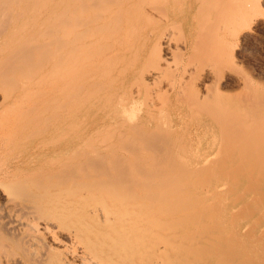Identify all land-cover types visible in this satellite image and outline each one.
<instances>
[{
  "label": "bare ground",
  "instance_id": "bare-ground-1",
  "mask_svg": "<svg viewBox=\"0 0 264 264\" xmlns=\"http://www.w3.org/2000/svg\"><path fill=\"white\" fill-rule=\"evenodd\" d=\"M6 1L0 0V5ZM263 4L264 0H55L54 44L39 55L51 54L56 63L66 64L69 90L63 99L67 111L57 110L48 121L54 132L74 129V134L0 138V264H264L261 194L253 196L251 191L248 199L254 202L244 201L235 209L218 204L212 198L218 192L219 200L223 198L219 188L225 186L228 194L233 188H207L205 166H198L205 161L193 166L199 173L191 180L194 173L185 168L187 159L180 155L182 162L175 153L177 148L184 153V135H178L179 141L174 136L182 122H189L194 137L211 135L229 143L226 148L219 141L224 153L234 151L233 139L234 146L246 141L240 143L243 155L264 156V87L234 64L235 42L263 14ZM233 70L240 88L228 96L219 83ZM206 75L213 85H205ZM198 83L205 85L203 90ZM82 120L88 125L75 130ZM259 137L261 144L257 141L255 146ZM169 154L178 158H168ZM157 155H166L170 162L177 158L189 175L180 164L169 166L172 162L165 157L161 161L168 162V168L162 163L163 173L158 172ZM212 156L208 161H215ZM210 163L209 173L214 174L217 164H211L214 171ZM230 164L224 175L234 180L236 171L252 170L246 163L243 167L240 162L238 170L237 162L232 164L235 169ZM173 168H180V173ZM217 170L222 175L220 167ZM159 173L165 180L160 181V174L157 183ZM197 175H202L203 184ZM253 178L251 186L250 179L246 183L255 190L253 183L259 180ZM235 194L232 202L240 197Z\"/></svg>",
  "mask_w": 264,
  "mask_h": 264
},
{
  "label": "rangeland",
  "instance_id": "rangeland-1",
  "mask_svg": "<svg viewBox=\"0 0 264 264\" xmlns=\"http://www.w3.org/2000/svg\"><path fill=\"white\" fill-rule=\"evenodd\" d=\"M54 1L55 0H29L28 5L25 6L24 4L26 3V0H25V2H24V0H18V1L12 0V2H19V3H14V4L11 2V0H7L6 2H9V5L7 3V6H6V2H4L2 5H0V138H11V137L12 138H15V137L16 138H24L25 137L26 139H28L30 137L29 138L30 140H38V139H50L52 137L54 138L59 133H60L58 136L59 138L67 137V136H69L70 133L72 134L74 132V129L71 130L72 132L70 131L69 133H68V131L66 133V131L63 130L64 133L66 134L65 135L64 133H62L63 132L62 130L61 131L59 130L60 132L56 131L58 133L57 134L56 132L51 130L50 123H49V121L52 122L53 118H55V117H53V115L57 116L58 112L64 113L65 111H67L66 107L68 104L63 99L66 100V98H67L66 96H68L67 93L69 90L67 87V83H66L67 80H65V77H66L65 76L66 75L65 69L67 68L66 64L59 65L58 62L56 63V59L51 54L48 56H45V57L39 55V52L43 51V48L51 47L54 44V36L52 34V26H53L52 24H53L54 15H55L54 14L55 12L53 11ZM10 6H11V8H10ZM256 21L257 22H255L251 25L250 30H245L242 32L243 34L242 33L239 34L238 39L236 40L235 46H234V55H235L234 64H235L236 70L245 71L247 74H249L254 79L255 82H257L258 84H260L264 87V4H263V14L259 15L257 17ZM184 30L186 31L185 27H183V33H185ZM33 38L36 41L35 40L33 41ZM31 40L33 42L32 46L30 45ZM237 67H239V68H237ZM3 69H5V70H3ZM236 70H233V72L227 73L226 77L219 83V90L223 91V93L224 92L229 93L228 96L232 95L234 92H236L240 88V85L237 84V82L235 80L236 74H234V72ZM61 76H63V77H61ZM205 80H207V81H205ZM203 81H204L205 85L209 84L211 86V84L212 85L214 84V83H211L212 80H211V77L209 75H206L205 77H203ZM225 83H227V84H225ZM223 84H224V86H223ZM198 85L200 86L201 90H203V87L205 85L202 86L201 83H198ZM57 86L60 87V89L63 86V88L61 89V92H58L59 89ZM63 92L65 94V96H64L65 98H63V96H62V95H64ZM231 92H233V93H231ZM23 93H24V95H23ZM61 93H62V95H61ZM55 95L56 96L58 95V96L56 97ZM59 96H61V97H59ZM16 101H19V102L17 103ZM55 101H58V102H55ZM60 101L61 102L64 101L65 104L60 103ZM11 105L14 107H12ZM45 105H48V106H45ZM60 105H64V106L61 107ZM61 108H62L63 112L60 111ZM57 110H58V112H57ZM35 117L38 118V120ZM30 119H32V120L30 121ZM35 120H37V121H35ZM84 122L85 121H83V120L79 121V123L77 121L78 126L75 122V124H76L75 130H77V128H81V129L85 128L88 124H86L87 122L86 123H84ZM46 123L47 124L49 123L48 126L46 125ZM83 124H84V126H83ZM43 126H45V127H43ZM79 126H81V127H79ZM36 127H38V128H36ZM183 128H186L185 130H183L184 133L182 132ZM187 133L189 136H187ZM62 134H63V136H62ZM178 135L179 136L184 135V136H182V138L180 140L179 139L180 137ZM174 136H177L178 141L180 140L181 145L183 143H185L184 144L186 146L185 150L183 151L184 145L182 146L181 149H182V152H184V153L187 152V153L186 154L181 153V151L177 150L179 148L176 147L177 149H175V151H176L175 153L176 154H177V152L179 153V155L177 154L179 156V158L175 154H174L175 156L171 155L172 153L169 154L168 158L172 159L171 156H174L173 159L175 157H177L178 159H181V160L183 157H184L183 159L186 158L188 161L187 160L184 161V166L185 165L187 166L185 168L186 169L188 168L187 170L194 173V174H190L191 175V176H189L190 179L196 175V172H197V174L199 173L198 171H194L195 169L199 170L195 167L199 166L200 170L202 169L203 166H205L206 168H209V167H207L209 165V161L211 162L210 165L211 164L213 165L214 162L217 164L219 159L222 158V160L220 162H223V164H221L219 162L218 163L219 165L217 164L216 169L214 168L216 171L214 169H212L213 168L212 165H211L212 167L210 166L211 169L215 171V172L213 171L214 174H216V172L218 171L217 167H220V172H222V175H221V173H220V175L216 174V176H218L219 179H218V177H216V179H215V176L212 173V171L209 173L210 168L206 170L204 167L205 171L203 172V174H202V171H200L203 176L205 175L206 178L208 177V179H209V180L206 179L207 181H209L207 188H214L215 186L216 187L217 186L222 187V184L227 185L228 189L232 190V188H233L234 192L228 194V192H227L228 190L224 186L226 189V192H224L225 193V196H224V194H223V191H225L224 187L223 188L218 187L219 189H221L219 191H220V193H222L221 196L223 195V198H224L223 199L220 196L221 199L219 200V195H218L219 192L217 194H214L216 196L213 195L215 198H212V199L214 200L217 198L216 201L218 200L217 201L218 204L220 202L221 205L225 204L224 205L225 208H234L235 209V207L238 204L243 203L244 201L246 204H248L247 201L249 202L248 198L250 197V194L252 196L251 191L253 192V196H255V194H259V193L262 195L264 193V172H262L261 174L258 172V170L260 171V169H264V167L260 166V165H262V166L264 165V163H263L264 161H262L264 158H261L264 156H261V154L256 155V153L254 154L251 152H249L250 155H249V153H245V152L243 155V151L241 150L240 146H241V144H245L246 141H242L243 143L242 142L238 143L236 141V144L234 146L235 140L232 139L231 142L233 145L232 144H230V145H231V147L233 146L234 151L231 152L232 148L227 149L228 153L227 152L226 153L229 154L227 156V154L224 153L225 148L219 147V146L223 143L224 146L226 145V148H228V147H230V146H228L229 143L226 144L225 142H223L225 140H223L221 143L222 139L214 138L211 135L202 136L201 139L194 137L193 136V127L191 126V124H189V122H187V123L185 122V124H184V122H182V124L178 128H176V130L174 132ZM58 137L56 136L55 138H58ZM185 137H186L187 141L185 140ZM31 138H33V139H31ZM259 139L260 140L255 139L256 140L255 142L257 143V141H259V144H261L260 142L262 139L260 137H259ZM188 141H189V143H188ZM219 141L221 144H219V146H218ZM228 141L229 140H227L226 142H228ZM250 141L251 140L248 141L249 142L248 144H253ZM252 141H253V139H252ZM255 142H254L255 146H257L258 143L256 144ZM236 145H237V147H236ZM216 146H218L222 152L224 151L223 152L224 155L226 154L225 156H227V158H229V159H226L222 153H219L221 151H219V149ZM194 147H195V150H194ZM234 147H236V148H234ZM203 148H204V150H203ZM215 148H217L219 152ZM236 149H237V152H236ZM239 150H241V151L239 152ZM216 151H217V153H216ZM229 151L232 154L231 156H230ZM218 154L219 155L221 154V157L218 156ZM180 155H183V157H180ZM209 155L216 156V159L218 156L219 159H217V162H216V159H215V161H212L214 159L210 160L211 157H209ZM233 155H236V157L234 158ZM245 155L252 157L250 159H252L251 161L255 163V165L253 163L254 169L252 167L250 159H248L247 156H246L247 157L246 159H248L250 162H248V160L245 159ZM157 156L159 159L157 158L158 161H155V162H157V164H155V163L154 164L159 169L158 170L156 168L158 170V172H160V170L163 169L160 167L163 165L162 163H164V165L167 166L166 164H168V162L169 163L172 162L169 166H173V167L176 166L177 164L181 163V161L178 162L177 158L174 161L171 160V162H170L166 155L164 157L167 158V160L166 159L165 160L168 162H166V161L162 162L161 160L164 157H161L162 155H160V156L157 155ZM207 156L210 158L209 161H208V158H206ZM214 156H212V157L215 158ZM253 156H255V157H253ZM156 157L152 158L153 162L155 160L154 158H156ZM260 159H261V163H260ZM160 161H161V163L159 164ZM175 161H176V163H175ZM201 161L202 162L205 161V163L207 165L201 164L202 166H200L199 163H201ZM206 161H208V162H206ZM239 161L241 162V164L244 162L242 164L243 167H244V165L246 166V164L251 166L253 171L251 169L248 170L247 168H245V171H244L243 167H241L243 171H239L238 170L239 166H242L239 164L240 163ZM173 162H174V165H172ZM182 162H183V160H182ZM229 162H232V164L233 163L236 164V162L238 163V164H236V167L238 165V168H236L234 165L230 164L231 166H233V168L234 167L236 168V169L234 168L235 170H238V171H236L237 173L234 174L237 177V180H234L236 178H234L233 175H232V177L234 179H232L231 177H227L228 175L227 176L224 175V174H226V173H224V172H226V169L230 168V166L228 167ZM158 164H159V166H158ZM220 164H221V166H220ZM256 164L259 167H255ZM180 165L183 166V163ZM156 166H154V168ZM165 166H163V167H165ZM182 166L180 167L179 165H177L176 167H180V168H182L183 171H185L186 169H183L184 166L183 167ZM193 166H195V167H193ZM191 167H193V169H189ZM251 167H249V168H251ZM166 168H168V166ZM180 168H177V169H180ZM257 168H259V169H257ZM171 169L172 168H170L169 171ZM174 169H176V168H173V171H174ZM177 169H176V172L178 173L180 170L177 171ZM234 169H232V170L234 171ZM157 170H155V171H157ZM166 170H168V169H166ZM166 170H165L164 174L167 173ZM182 170H181V172H182ZM189 171L188 172L185 171L187 175H189ZM255 171H256V173L253 175V172H255ZM153 172H154V169H153ZM158 172H155V173H158ZM238 172H242V173L238 174ZM161 173H163L162 170H161ZM161 173L158 174V177H157V174L155 175V178L157 177L156 178L157 183L162 181L161 179L165 180V175H163ZM174 173H175V171H174ZM217 173H219V171ZM257 173H259L258 176H257ZM160 174H161V177L163 175V178L160 177V181H158ZM228 174H230V173H228ZM202 175H197V176L199 177ZM248 175H252L251 179H250V176H249V178H247ZM259 175H261V176H259ZM198 177H196V178H198ZM253 177L258 178V180H259V181L253 183V184L256 183L255 190H252L251 187H250L251 189L249 188V186H251V182H252ZM196 178L195 179L193 178V179L196 180ZM198 179L200 180V177ZM204 179H202V180H204ZM247 179L248 180L250 179L249 186H247L248 183H246V182H248ZM206 180L203 182H207ZM196 182H194V183H196ZM200 182H201V180H200ZM200 182H198V183H200ZM201 183H200V185L203 184V183L202 184ZM235 184H236V186H234ZM243 184H245L247 189H249L248 191L246 190V187L243 186ZM204 185L206 186L207 183L206 184L204 183ZM213 185H214V187H213ZM229 187H231V188H229ZM242 187L245 188V191H243V193H241L242 191H240ZM257 189L258 190L260 189L261 192H257L256 191ZM230 192H232V191H230ZM235 192L239 193L240 197L238 199H236L234 202H232ZM237 193L235 194V196H237ZM231 194H232V196H231ZM217 195H218V197H217ZM261 195H258L259 199L261 198L262 202L264 203V196H261ZM1 196H0V207H2V205H3V200H2L3 197H1ZM258 196H256L255 198H258ZM237 197H235V198H237ZM225 199H228L229 201L221 203L222 202L221 200L224 201ZM258 201H260V200H258ZM252 202H254V200L250 199L249 203H252ZM262 202L260 201V203H262ZM0 210H1V208H0ZM170 224H173V223L170 222ZM172 226H174V225H172Z\"/></svg>",
  "mask_w": 264,
  "mask_h": 264
}]
</instances>
